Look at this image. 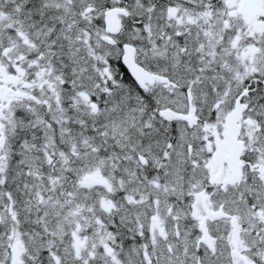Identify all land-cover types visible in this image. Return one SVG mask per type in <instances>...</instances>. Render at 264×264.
Wrapping results in <instances>:
<instances>
[{"label":"snow or ice","instance_id":"1","mask_svg":"<svg viewBox=\"0 0 264 264\" xmlns=\"http://www.w3.org/2000/svg\"><path fill=\"white\" fill-rule=\"evenodd\" d=\"M0 264H264V0H0Z\"/></svg>","mask_w":264,"mask_h":264}]
</instances>
